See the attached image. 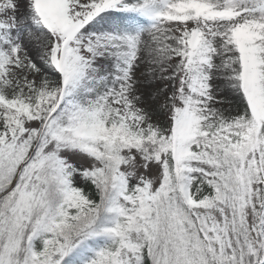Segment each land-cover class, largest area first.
Masks as SVG:
<instances>
[{
	"label": "snow or ice",
	"instance_id": "6c2138e0",
	"mask_svg": "<svg viewBox=\"0 0 264 264\" xmlns=\"http://www.w3.org/2000/svg\"><path fill=\"white\" fill-rule=\"evenodd\" d=\"M0 264H264V0H0Z\"/></svg>",
	"mask_w": 264,
	"mask_h": 264
}]
</instances>
